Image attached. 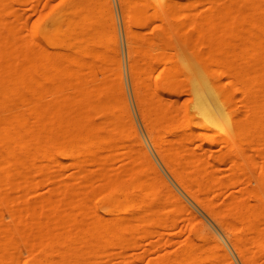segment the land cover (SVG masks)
<instances>
[{
	"label": "bare ground",
	"instance_id": "6f19581e",
	"mask_svg": "<svg viewBox=\"0 0 264 264\" xmlns=\"http://www.w3.org/2000/svg\"><path fill=\"white\" fill-rule=\"evenodd\" d=\"M197 2L121 0L131 73L169 170L223 225L244 264H260L253 247L264 246V173L223 207L218 197L251 184L248 157H264V0H203L195 9ZM28 4L37 12L30 24ZM152 24L160 29L145 36ZM175 39L199 81L185 110L173 100L187 73ZM162 62L169 80L141 86ZM181 117L207 129L230 123L194 147ZM213 141L227 149L213 154ZM227 161L235 172L224 179ZM165 185L130 108L113 0H0V264L127 263L130 248L145 256L147 237L150 248L172 246L178 240L164 233L185 205ZM189 231L146 264H234L215 234L193 221Z\"/></svg>",
	"mask_w": 264,
	"mask_h": 264
},
{
	"label": "rangeland",
	"instance_id": "374dc122",
	"mask_svg": "<svg viewBox=\"0 0 264 264\" xmlns=\"http://www.w3.org/2000/svg\"><path fill=\"white\" fill-rule=\"evenodd\" d=\"M46 0H41L42 4ZM56 2L58 0H48ZM193 1V0H191ZM194 6L195 9H202L204 7V3L200 2L203 0H198ZM115 12H116V18H117V24H118V30H119V38H120V51H121V57H122V67H123V74H124V82L127 90L128 100L130 104V108L133 114V118L135 121V124L137 126V129L147 145L157 167L159 168L161 174L163 175L164 179L167 181L168 185L162 186L165 193L168 192V190H173L175 195L184 203L185 205V212L183 218L180 219L178 222V225L171 229L165 230L164 237H174L178 241L173 243L172 246H165L162 248H150V242L153 240V237H147L145 238V256L140 260L135 258V255L137 252H143V249H135L130 248L128 249V259L129 261L127 263L119 260L117 261V264H146L152 259H157L160 255L164 254L166 249H174L176 246H178L179 242L185 239L188 235H190V222L193 221L197 229H203L204 233L207 235L215 234L224 244L227 251L230 253L234 264H244V261L237 251V248L233 242V240L227 235L225 228L223 225H221L219 222H217L213 216L209 213V211L204 208L175 178V176L172 174V172L169 170L165 162L163 161L162 157L160 156L159 152L157 151L150 135L149 127L147 125L146 116L144 114L143 106L141 104V101L137 95L136 92V84L134 82V78L131 73V66H130V53H129V43L127 38V32H126V25L123 15V5L121 3V0H113ZM26 8V9H25ZM25 12H26V18L28 20V23L30 24L33 22V20L37 17V12H35L30 4L24 6ZM158 29H154V25L146 26L145 27V36H149L154 34ZM138 41H143L142 38H138ZM175 48L177 56L182 64L185 65L187 73L184 74L179 82V89L173 92V100L176 101L177 106H179L181 109L185 110V108L189 105H192L195 100V94H196V88L199 84L198 76L196 74V71L193 67L192 61H190L189 55H186V51L182 43L175 39ZM188 54V52H187ZM169 80V76L166 72V65L162 63H156L151 68L148 69V72L145 73V82L141 86H149L150 89L155 87L156 83H164ZM145 101L148 104L150 100L149 95V89H147L145 93ZM149 106V104H148ZM181 123H183V128L187 127L188 129H185L187 133L194 139L193 146L195 147L198 143H200L201 138H205L206 141H208L211 136L215 135L217 131H223L225 128L226 123H230V120H226L224 122L223 120H220L218 124L212 125V129H207L205 127H202V125L199 124L197 119H192L190 122V126L185 125L183 122V118L180 119ZM161 137L166 136V131L162 128H156V130ZM167 142V140H164ZM225 143H221V141L216 142L213 141V149L215 155H219L222 152H224L227 147L225 146ZM219 167L220 172L219 175L222 176L224 179L232 176L234 174V169L232 167L231 162L227 161L223 164H221ZM248 175L251 177V184L248 183H238L235 184L232 187L226 188L221 195L218 197V206L223 207V205L226 202L227 198H230L234 194H241V192L245 191L246 188L252 187L253 185H258L260 182V177L262 173H264V157L262 156H249L248 157ZM75 170V167H70L64 175L70 174L72 171ZM48 187L44 186L40 189L41 193H45L47 191ZM252 202H255L252 200ZM174 203V202H173ZM176 206V205H175ZM5 219L10 220L11 217L8 214V212H5ZM193 218V219H191ZM240 227V226H238ZM238 234H242L243 231H241L240 228L237 229ZM155 237L154 239H156ZM215 249V248H214ZM253 249H256L258 252V258L260 264L264 263V246L262 244H257L253 247ZM215 251L219 252L217 249ZM28 252L25 248H23V258L27 256ZM113 264V261L111 262ZM219 264H227L224 261H220Z\"/></svg>",
	"mask_w": 264,
	"mask_h": 264
}]
</instances>
